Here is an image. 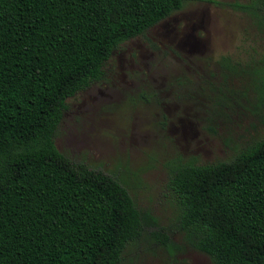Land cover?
Masks as SVG:
<instances>
[{"label": "trees", "instance_id": "trees-1", "mask_svg": "<svg viewBox=\"0 0 264 264\" xmlns=\"http://www.w3.org/2000/svg\"><path fill=\"white\" fill-rule=\"evenodd\" d=\"M183 1L0 0V264H119L139 237L127 190L53 136L65 100L101 79L112 50ZM167 186L213 264H264V135L228 160L177 166Z\"/></svg>", "mask_w": 264, "mask_h": 264}, {"label": "rangeland", "instance_id": "rangeland-1", "mask_svg": "<svg viewBox=\"0 0 264 264\" xmlns=\"http://www.w3.org/2000/svg\"><path fill=\"white\" fill-rule=\"evenodd\" d=\"M258 1L184 0L117 45L101 79L65 100L55 147L116 179L140 215L119 264H213L180 228L167 183L181 164L228 160L264 135Z\"/></svg>", "mask_w": 264, "mask_h": 264}]
</instances>
